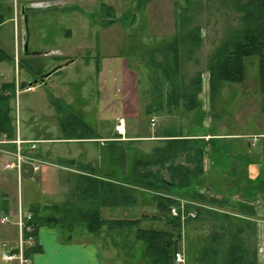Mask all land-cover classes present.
Wrapping results in <instances>:
<instances>
[{
    "label": "rangeland",
    "instance_id": "1",
    "mask_svg": "<svg viewBox=\"0 0 264 264\" xmlns=\"http://www.w3.org/2000/svg\"><path fill=\"white\" fill-rule=\"evenodd\" d=\"M100 1L0 0V51L7 58L0 62V85H12L14 90L8 102V116L15 127V136L24 141H65L76 140L79 136L97 139L110 135L111 128L99 126L101 122L95 112L98 95L93 65L98 56L118 58L120 61L112 64L122 66L125 62L135 73L137 117L130 119L128 126L137 135L145 134L150 126L149 134L156 139L134 141L121 148L108 143L95 150H85L93 154L91 160L98 159L101 154L100 177L110 179L113 174V180L126 186L128 192H117L119 218L125 214L144 220L130 229L105 227L98 240L94 236L96 233L86 231V223L71 220L74 223L72 234L81 236L78 240H97L96 243L104 248L106 264H162L154 262L156 258L150 255L152 250L146 249L147 243L135 238L137 228L173 233L171 264H176L172 259L178 253L183 255V264H229L233 235H236L235 245L240 244L246 254L247 264H264V194L257 190L258 183H264V139L257 137L264 135V95L259 82L258 59H244L243 79L239 83L218 81L216 72L212 73L216 64L214 56L245 29L242 19L248 0H175L174 30L173 17L166 13V4L160 6L161 14L157 13L159 7L156 12L151 11L153 16H168L169 29L162 30L160 26L166 24L146 20L147 14L141 11L147 1L139 0L136 7L127 5L119 13L116 8L110 13ZM107 2L109 0L102 3ZM23 6L24 17L20 13ZM25 38L29 53L26 57L23 52ZM172 53L177 55V69H174ZM70 60L75 62L46 78L45 85L28 86L34 79ZM112 74L119 73L113 71ZM198 76L200 93L193 104L187 96L198 89V85H194ZM53 82L57 85L56 92L51 88ZM151 119L155 120V125H151ZM71 120L82 125L81 132ZM70 126L75 133L69 131ZM162 134L173 138L160 142L158 137ZM207 135L223 137L209 139ZM44 141H38L34 153L54 164L48 152L50 146ZM188 146L192 151L197 148L194 146L203 147L204 172L200 182L205 188L199 191L220 205L201 204L198 207L202 210L196 215L195 206H189L192 203L176 200L179 217L169 212L161 215L156 203L163 194L140 187V184L146 186L151 179L140 178L138 172L143 166L139 164L152 159L148 160L154 164L149 170L155 173L154 181L161 186L159 182L169 180L170 174L164 167L159 169L155 165L159 152L171 155L167 156L168 163L180 165L186 162L184 153ZM27 148L23 146V150ZM14 149L11 145L0 144V150L10 152ZM11 160L12 157L1 154L0 173L14 172L19 177L15 181V195L17 198L19 191L23 213H28L31 204L41 198L62 201L67 191L61 194L53 188L68 174L40 163L38 172H33L31 165L23 164L18 175L15 170L2 169ZM135 179L139 186L132 185L136 184ZM80 185L85 187V183ZM42 186L52 192L50 198L42 194ZM97 188V193L104 191L100 186ZM194 189L198 188L191 187L189 191ZM85 191H74L73 199L86 202L89 193ZM115 191L113 188L112 192ZM176 192L183 193L178 190L167 193ZM125 197L131 199L133 209H127ZM82 204L74 205L75 213L87 211L89 204ZM186 204L189 208L181 213ZM188 212H192L191 218ZM61 215V212L56 215L62 219L57 226L65 234L66 229L62 228L70 221L66 223ZM157 217L160 218L156 220ZM170 218L177 219L179 233L173 231Z\"/></svg>",
    "mask_w": 264,
    "mask_h": 264
},
{
    "label": "crops",
    "instance_id": "2",
    "mask_svg": "<svg viewBox=\"0 0 264 264\" xmlns=\"http://www.w3.org/2000/svg\"><path fill=\"white\" fill-rule=\"evenodd\" d=\"M109 0L107 3H102L101 5H106L110 10V13H114L115 8L118 13L127 5L135 6L139 4V0ZM147 1V2H145ZM146 3L144 8H141L143 13H146V20L156 22V24H166L160 26L162 30L169 29V19L168 16H153L152 10L157 11L158 14L161 10V5L166 4V13L171 14L173 17L172 29L175 28V0H143ZM157 2V4L152 3ZM151 6L155 7L154 9ZM165 5H162V7ZM102 7V6H101ZM150 13L152 16H150ZM123 15V12H121ZM149 16L151 18H149ZM123 16L121 17V19ZM159 28V27H158ZM171 35V34H170ZM173 39V38H172ZM173 41H175L173 39ZM173 43V42H172ZM171 43V44H172ZM94 67L97 78V99L95 101L96 114L101 123L98 122L99 126H109L111 128L110 135L102 138L90 137V139H72V140H37L47 143L50 147L49 156L51 162L50 164L46 162L40 155H35V157L42 163H46L48 169L56 168L64 173L68 174L65 178L61 179V184L54 186L55 192L63 193L64 190L67 191V195L60 202H52V200L45 198L35 201L31 204L28 213H34L33 221L35 220L36 232L35 236L37 238L36 246L29 253V258L31 260L30 264H106L104 248L100 244L96 243L98 236L102 235L108 226H103L98 234H94L97 240H78L81 236L73 235L74 225L73 222L81 221L80 223H86L85 229L88 231L89 222H96L99 218L101 221L113 222V221H135L140 220L142 223L143 218H130L125 215L119 218V203L118 198L113 199L112 197L108 200L102 198V194L97 193V186L109 182L111 189L116 185L118 187V182L113 180L114 175H110V179H103L99 176L101 173L99 168H101V154L98 159L91 160L93 154L85 153L87 151L95 150L97 147L111 143L114 146L120 148L122 146L132 145L134 141L141 142H151L155 141V138H151L149 134L150 126L147 127V131L143 135H137L136 132L131 131L128 126V121L130 119H136L137 115L135 113V108L137 106L136 98L134 94L136 93L135 73L128 69L125 65L119 66V63L112 64L113 62L120 61L118 58H100L96 56L94 59ZM122 61V60H121ZM75 62V60H73ZM70 62L68 64L73 63ZM110 62V63H109ZM123 62V61H122ZM68 64L60 65L62 68L57 71L61 72L63 69H67ZM97 65V66H96ZM97 67V69H96ZM120 68V70H119ZM113 71H117L119 74H114ZM5 84V83H3ZM1 84V85H3ZM46 84L45 82L43 83ZM0 85V86H1ZM56 83L53 82L51 88L56 92ZM60 92H57L59 95ZM77 95L76 93H74ZM60 96V95H59ZM70 97V96H69ZM73 97V96H72ZM76 100L78 97L75 96ZM70 101L73 98H69ZM73 103V102H72ZM122 119L124 121L125 134L120 135L116 131V126L118 125V120ZM102 121L105 122L102 124ZM109 123V124H108ZM96 125V124H95ZM150 125V124H149ZM208 138H222V135H207ZM260 139H264V135H258ZM173 137H168L166 135H159L158 139L160 142H167L172 140ZM258 138V139H259ZM11 141V140H10ZM36 141V140H31ZM66 146V147H60ZM96 147V148H95ZM101 148V147H100ZM47 152V153H48ZM101 152V151H100ZM1 156V154H0ZM49 156L47 158H49ZM48 161V160H47ZM49 176L48 173H46ZM113 176V177H112ZM14 172H2L0 173V216L1 215H15L18 208H22V203L19 201V191L17 193V198L15 195V181L18 179ZM107 180V181H106ZM78 183L91 184L94 187L93 193L86 201L88 205L87 211H76V204L84 205L82 200L73 199L74 191L85 190ZM65 187V188H64ZM115 187V188H116ZM56 188V189H55ZM93 189V188H92ZM42 194L45 197L50 198L52 192H49L45 186H42ZM69 192V193H68ZM69 196V198L67 197ZM75 197V196H74ZM16 198V202H15ZM40 199V198H39ZM80 201V202H78ZM127 209H133V202H127ZM73 209V210H72ZM61 212L63 215L61 217L67 223L63 226V230L67 233H63L62 230L57 226V224L62 220L56 217L57 213ZM51 213V214H50ZM56 214V215H54ZM73 215V216H71ZM73 222H72V221ZM106 227V228H105ZM145 230V229H144ZM89 232V231H88ZM90 236V235H89ZM79 238V239H80ZM94 237L91 239H95ZM2 243H7L11 247H15L17 244V229L14 225H0V245ZM0 264H6L1 260Z\"/></svg>",
    "mask_w": 264,
    "mask_h": 264
},
{
    "label": "trees",
    "instance_id": "3",
    "mask_svg": "<svg viewBox=\"0 0 264 264\" xmlns=\"http://www.w3.org/2000/svg\"><path fill=\"white\" fill-rule=\"evenodd\" d=\"M242 20L245 23V29L237 37H234L230 42L224 44L222 48L214 56L213 60L216 62V64L213 65L212 67V73L214 74V72H216L218 81L230 82L234 84L239 83L243 79L244 59L255 57L258 59L257 68H258L259 82L261 85V93L262 95H264V0H248L247 5L245 6V13L243 15ZM194 39L195 41H197L198 38L194 35ZM5 56L6 55L0 51V62L7 60ZM172 58L174 59V69H177L176 68L177 65H175V62L177 60V55L172 53ZM196 78L197 79L195 80L194 85L195 86L198 85V89L196 88L195 89L196 92H194L193 94H189L187 96V98L190 99V102L192 101L193 104H195L194 100L196 99V96L200 93L199 86H200L201 80L199 76ZM6 92H9V94L5 95ZM13 95H14V90L12 88V85L3 84L1 86L0 88V139L3 136L6 137L7 140H13L15 138V127L13 123H11V120L8 116V114L10 113L8 102ZM72 123L78 127V132H81L80 130L82 129L80 127H82V125L79 124L78 122H77L78 123L77 125L74 120L72 121ZM69 128H70L69 131L71 133H75V130L73 127L72 129H71V126ZM77 139H80V140L90 139V137L89 136H79ZM190 144H194V143L191 142ZM202 146L200 147L194 146L197 148H195L193 151L188 146L184 153V158L186 162L180 165H173L171 163H168L167 162L169 160L167 159L168 155H165L167 153H163V151H160L159 152L160 155L157 157V160L159 161L154 162V163L156 166H158V168L160 167L159 169H161V167H164L170 174L169 180H161L159 182L161 186L157 185V183L154 181L156 180L155 173L153 174L151 170H149L150 166L154 164L148 160H152V159L148 158V160H145L144 162L143 161L140 162L139 165L143 166V169L140 172H138L140 178L146 179L149 177L151 179L147 181L146 186H143V184H140V187L145 188L149 191H160L159 193L163 194L161 198H157V203H156V209L160 214L162 213L161 215H164L167 212L171 214L172 208L178 209V205H176L177 204L176 200H182L188 203H192L191 205L186 204L184 208L181 209V213L182 212L185 213L189 205L191 206V208L192 206H195L193 210L196 212V215L199 214L200 210H202L201 207L200 208L198 207L201 204L208 203L210 205L211 204L220 205L217 200L208 199L209 198L208 196H206L202 191H199L200 188L201 189L205 188L202 186V181L200 182V177L202 176L204 172L203 167H202V163H203V158H202L203 147ZM168 157H171V155H169ZM152 158H156V157L152 156ZM137 180L135 181L136 184H132V185L139 186L138 185L139 182ZM109 182L107 183L103 182V184L101 185V188H103L104 190V191H101V193L105 192L101 195L104 200H108L111 197L115 199L116 197H118L117 192H121V191L128 192L126 186L124 187L122 183H120L118 187H116V185L114 186L113 184V187L111 189L110 188L111 185ZM191 187H195L198 189L189 191ZM113 188H115L116 190L115 193L112 192ZM84 189L86 190L85 192L89 193L88 196L90 197L91 194L93 193L94 187L91 184H86ZM97 190L98 188L96 189V191ZM173 190L183 191V193L182 194H177V192L175 194L167 193L168 191H173ZM257 190L261 191L262 194H264V183L263 182L258 183ZM124 199L125 200L123 201L126 204H127V201L131 202V199L127 197H125ZM188 200H192V202ZM178 212L180 211L178 210ZM32 214L34 216V213ZM187 214H189L188 217L191 218L192 212H188ZM159 218L160 217H157L155 219L157 220ZM97 220H98L97 223L96 222L94 223L91 221L88 224L89 231L94 232L96 234L100 232L103 226H108L107 228L109 229L111 228V226H115L117 228H121L125 226L130 229L132 227L137 226L140 220L142 219L135 220V221H125L124 220V221H113V222L101 221L99 218ZM32 223L35 227V232H36V225H35V220L33 221V217H32ZM169 224L172 227L174 232L176 230V232L179 233L180 224L178 223L177 219L170 218ZM135 234H136L135 238L137 240H141L147 243V248H146L147 250H152L150 255L156 258L154 262L162 263V264H171L169 260H171L170 259L171 250L175 244V242L171 240V238L173 237V233L168 232V231L141 230L137 228L135 231ZM235 238H236V235L231 236L232 244L229 248L230 250H229L228 263L229 264H247L248 259L246 258V254L243 251L240 244L235 245L234 243V241H236ZM30 252H27L26 256H29ZM252 261H254V259H252ZM173 262H174V256L172 259V263Z\"/></svg>",
    "mask_w": 264,
    "mask_h": 264
},
{
    "label": "built area",
    "instance_id": "4",
    "mask_svg": "<svg viewBox=\"0 0 264 264\" xmlns=\"http://www.w3.org/2000/svg\"><path fill=\"white\" fill-rule=\"evenodd\" d=\"M150 122L151 125H155L154 119H151ZM116 131L118 134H123L124 121L122 119L118 120ZM37 143L38 141H24L20 139L19 136H15L11 141L6 138L5 140L0 139L1 145H11L15 148L10 152L0 150V154L12 157V160L6 162L2 169L15 170L19 175L22 165L29 164L32 166L33 172H38L40 170V163L42 162L35 157L34 151L36 150ZM23 146H27V150H23ZM172 215L174 217H179V212L177 210L173 211ZM8 224L14 225L17 229V244L15 247H11L7 243H2L0 245L1 260L6 264H30L31 260L26 256V253L30 252L37 243L35 227L32 223V215L30 213H23L19 207L15 215L9 214L0 216V225L4 226ZM175 259L182 263L184 261L180 253L175 255Z\"/></svg>",
    "mask_w": 264,
    "mask_h": 264
},
{
    "label": "water",
    "instance_id": "5",
    "mask_svg": "<svg viewBox=\"0 0 264 264\" xmlns=\"http://www.w3.org/2000/svg\"><path fill=\"white\" fill-rule=\"evenodd\" d=\"M24 10H25V6L21 7V15L24 17ZM25 23H26V18H25ZM23 52H24V56L26 57L27 55H29L28 53V48H27V41L26 38L24 39V43H23ZM40 55V54H39ZM36 55V56H39ZM31 56V55H30ZM72 62V61H71ZM68 64V63H67ZM62 66H58L57 68L53 69L50 73L39 77L38 79H34L33 82L29 83V87L35 86V85H41L44 83L45 79L48 78L50 75H52L53 73H55L57 70L61 69Z\"/></svg>",
    "mask_w": 264,
    "mask_h": 264
},
{
    "label": "bare ground",
    "instance_id": "6",
    "mask_svg": "<svg viewBox=\"0 0 264 264\" xmlns=\"http://www.w3.org/2000/svg\"><path fill=\"white\" fill-rule=\"evenodd\" d=\"M176 210H177V209L172 208V209H171V214H172L173 211H176ZM182 256H183V255H182ZM174 263H176V264H183L184 261H183V263H182V262H178V261H176V259H175V257H174Z\"/></svg>",
    "mask_w": 264,
    "mask_h": 264
}]
</instances>
